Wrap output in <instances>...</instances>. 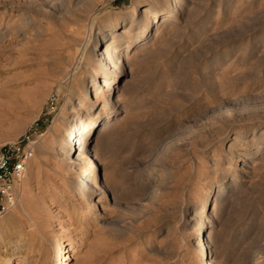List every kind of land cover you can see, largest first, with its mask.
<instances>
[{
  "label": "rangeland",
  "instance_id": "1",
  "mask_svg": "<svg viewBox=\"0 0 264 264\" xmlns=\"http://www.w3.org/2000/svg\"><path fill=\"white\" fill-rule=\"evenodd\" d=\"M179 1L159 31L113 52L129 64L109 98L126 85L124 100L85 148L100 142L107 192L83 205L57 150L107 94L90 50L98 57L135 3L162 14L170 0H0V149L32 147L18 201L0 216V264H60L69 238L79 256L68 264H201L202 222L214 264H264V0Z\"/></svg>",
  "mask_w": 264,
  "mask_h": 264
},
{
  "label": "bare ground",
  "instance_id": "2",
  "mask_svg": "<svg viewBox=\"0 0 264 264\" xmlns=\"http://www.w3.org/2000/svg\"><path fill=\"white\" fill-rule=\"evenodd\" d=\"M179 5H180L179 0H170L169 5H168L169 10L166 13L157 14L155 12L153 4H149L146 6H140V3H135L133 8L130 10L128 14V17H125L122 21L115 22L113 24V27L111 30L112 33H110V38H108L106 42L102 45L100 52L96 53L98 57L94 56L95 47H92L90 50V53L92 54L93 67H96L98 69L102 68L103 70L104 76L102 77V80H100V83H101L100 86L102 87V89H104L105 92H107V94H106V97L102 100V102H100V105L97 108L99 109L100 107V110L95 116V118L93 114L97 111V109L93 112L92 115L90 114L91 112L88 113L86 115L88 118L85 121L81 122V120H79L78 128L74 130L71 127L69 134L65 136L62 142V145L57 150V152L60 153V157L63 155H64V158L68 157L67 158L68 160H66L68 164L66 168L67 173L74 176L78 181V185L80 187H83L84 192L80 193V199H81V202L84 203L83 205H87L85 202H87L88 199H91V197H93L95 194L102 193V197H103L105 196V193L107 192V191H101V189L103 188L97 185V180H99L101 176L99 172L100 162L96 154L98 150V146L100 145V142L96 140L98 142L95 144V147L88 151L85 150V148L87 147V145H89V141L91 139V132L101 122L103 111L107 109V116H110L112 119L108 123H104L101 126L100 129L102 131L106 130L113 123V116H112L113 107L117 104L122 103V101L124 100L123 97L127 89L126 85H123L121 93L115 98V100H110L109 98V95L113 89V84L117 83V79L123 76V74L125 73V69L127 65L129 64V61L127 60L125 61L124 57L121 55L122 53H120L119 55L120 60L118 61L116 60V64H115V54L113 55V52H117L119 49H121L119 48V42L121 41H124L122 45H124V48L126 50L132 49V47L136 43H138L141 40H144L149 35L151 26L153 24H156V25H153L155 26V30L159 31L163 24H166L175 18V16L179 12ZM141 16L144 20L140 28L138 27L139 29L137 31V28H135V23H137V21L139 20V17ZM69 31L72 32V36H70L71 41L72 42L79 41V39L77 38L80 36V32L78 31V28L71 27ZM104 31H107V30H104ZM104 37L101 36L100 39L103 40ZM121 38H123V40H121ZM101 40H96L94 45L97 46L99 41ZM72 44L73 43H70V44L65 43L62 46L65 48L64 50H66L67 48H71ZM93 78L95 80L97 78V75L95 74V72H93ZM83 81L84 79L82 80V82ZM88 91H89L88 89L84 90L83 92L84 95L82 96V99L80 97V100H78V103L76 104V106L81 105L85 101L84 98L86 94L89 93ZM100 95L104 97V93H102L98 89L94 90V95H93L94 97L97 98V97H100ZM74 118H71L70 121L76 122ZM235 139H238V137L235 136L234 140ZM73 153H76V155L75 154L73 155ZM91 153H95L93 154L94 156H91L90 155ZM81 175H88V177L90 178H86L85 176H81ZM23 181L24 179L19 180L20 185L24 184ZM220 188H221V185L218 186L216 194L220 191ZM86 207L87 208H83V210L85 211L84 215L87 217H91L90 216L91 209L89 208V204ZM218 207H219L218 204L214 201L212 203L210 212H216ZM206 211H207L206 205H202L200 208H198L194 212V215L192 216V218L195 217L197 219H200V217L203 216V213H205ZM205 227H208V228H207V233H206L204 242H203V239L202 241L200 239L198 240V243L195 244L199 250L198 261H200V263L202 262L201 264H214L212 259H213V255L215 254V244H216L215 239H214L215 232L212 226H209V223L202 222L200 230L202 231ZM70 242L71 241L69 238L68 243L65 244V247H67L64 249L65 252L60 254V261H59L60 264H68L67 259H71L72 257L79 256L78 251L69 248L70 247L69 244H71ZM61 249H63V247H61Z\"/></svg>",
  "mask_w": 264,
  "mask_h": 264
},
{
  "label": "built area",
  "instance_id": "3",
  "mask_svg": "<svg viewBox=\"0 0 264 264\" xmlns=\"http://www.w3.org/2000/svg\"><path fill=\"white\" fill-rule=\"evenodd\" d=\"M32 147L19 143L0 149V216L15 207L19 197V180L27 169Z\"/></svg>",
  "mask_w": 264,
  "mask_h": 264
}]
</instances>
